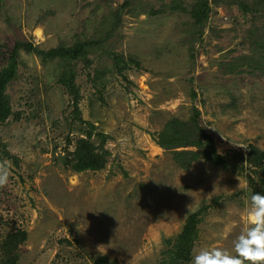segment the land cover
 I'll use <instances>...</instances> for the list:
<instances>
[{"label": "rangeland", "instance_id": "rangeland-1", "mask_svg": "<svg viewBox=\"0 0 264 264\" xmlns=\"http://www.w3.org/2000/svg\"><path fill=\"white\" fill-rule=\"evenodd\" d=\"M170 1L130 0L116 21L122 0H0V68L15 40L47 49L100 39L90 64L76 62V84L79 116L108 136L109 151L96 171L62 164L85 124L58 83V60L19 50L6 88L12 112L0 124V147L13 156L3 158L11 174L0 188V259L4 238L21 229L18 264H95L100 255L107 264H161L165 239L204 203L211 205L199 217L192 257L203 247L232 248L245 226L249 173L201 158L182 168L156 139L195 106L219 153L264 149V74L241 58L258 52L254 41L264 43V9L207 0L199 27L190 14L196 0H177L184 11L152 13ZM111 54L123 59L121 72Z\"/></svg>", "mask_w": 264, "mask_h": 264}, {"label": "trees", "instance_id": "trees-1", "mask_svg": "<svg viewBox=\"0 0 264 264\" xmlns=\"http://www.w3.org/2000/svg\"><path fill=\"white\" fill-rule=\"evenodd\" d=\"M238 2L245 11L264 9V0H253L246 4H243L244 0H238ZM129 4L130 0H122V3L114 14L116 21L120 19L121 12ZM167 10L184 11L185 7L180 1L171 0L164 7L152 11V13H163ZM209 12L210 6L207 0H196L190 9L194 25L203 27L209 18ZM114 27L115 22L113 23ZM253 44L256 45L255 51L258 52L243 55L241 58L245 60L250 72L257 70L264 74V43L254 41ZM96 45H100V39H86L76 41L72 45H57L47 49L40 48L31 41L15 40L12 49L8 52L5 65L0 68L1 124L12 112L6 88L16 78L18 73V51L23 50L36 54L43 62L58 60L60 63L58 83L62 85L70 97L73 107V117L79 119L86 127V129H81L84 133L76 138L73 149L59 156V160L62 161L65 167H70L73 171L77 172L85 170L96 171L104 168L109 155V151L104 147L108 136L101 132H94V125L89 121L82 120L79 116L80 91L76 84L75 64L78 61L86 65L90 64L91 59L88 55L90 50ZM111 57L118 71L121 72L122 66L119 63L123 59L117 54H111ZM192 95H195L194 92H192ZM192 109L193 112L187 120H181L176 117L168 120L162 130L158 132L156 143L161 148L171 151L175 161L182 168H188L191 162L201 158L225 170H246L249 173L246 174L249 194H264V180L262 178H258V180L254 179L255 175L259 172H264V149L253 144H248L245 154L240 150H234L232 153H219L215 148L212 137L199 124V109L195 106ZM93 135L98 137L97 144L91 140ZM8 157L12 158L13 156L6 149V146L2 144L0 147V160ZM217 201L218 198L212 199V203H216ZM209 205L211 204L204 203L199 210L189 214L180 232L175 237L165 239L167 248L162 251L161 264H191V252L197 238V223L200 215ZM26 235V231L17 229L10 232L4 238L1 248L3 258L0 259V264H18V246L25 241ZM109 262L110 260L107 256L100 255L94 258L95 264H107ZM114 262L115 260L112 263Z\"/></svg>", "mask_w": 264, "mask_h": 264}, {"label": "clouds", "instance_id": "clouds-1", "mask_svg": "<svg viewBox=\"0 0 264 264\" xmlns=\"http://www.w3.org/2000/svg\"><path fill=\"white\" fill-rule=\"evenodd\" d=\"M10 168L6 159L0 160V188L7 186ZM192 264H264V194L250 196L245 226L231 249L219 246L200 248L193 255Z\"/></svg>", "mask_w": 264, "mask_h": 264}, {"label": "bare ground", "instance_id": "bare-ground-1", "mask_svg": "<svg viewBox=\"0 0 264 264\" xmlns=\"http://www.w3.org/2000/svg\"><path fill=\"white\" fill-rule=\"evenodd\" d=\"M40 32V30H38Z\"/></svg>", "mask_w": 264, "mask_h": 264}]
</instances>
